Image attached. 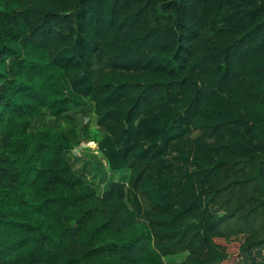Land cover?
<instances>
[{
    "label": "trees",
    "instance_id": "obj_1",
    "mask_svg": "<svg viewBox=\"0 0 264 264\" xmlns=\"http://www.w3.org/2000/svg\"><path fill=\"white\" fill-rule=\"evenodd\" d=\"M218 240L264 264V0H0V264H220Z\"/></svg>",
    "mask_w": 264,
    "mask_h": 264
},
{
    "label": "rangeland",
    "instance_id": "obj_2",
    "mask_svg": "<svg viewBox=\"0 0 264 264\" xmlns=\"http://www.w3.org/2000/svg\"><path fill=\"white\" fill-rule=\"evenodd\" d=\"M79 148L82 149L79 150L77 148L73 153H68L67 159L72 163L77 173L94 184L100 192H105L108 180H104L103 175L97 172L94 167L96 160L101 158V153L98 152L97 143L93 146L92 143L82 142ZM108 175L111 177L112 174L108 172ZM118 178L119 175L116 176V179ZM217 242L224 247L223 254H216V259L220 264H251L250 259H247L240 254L239 240H218ZM184 259L185 255H180L176 257H168L165 262L166 264H183Z\"/></svg>",
    "mask_w": 264,
    "mask_h": 264
},
{
    "label": "water",
    "instance_id": "obj_3",
    "mask_svg": "<svg viewBox=\"0 0 264 264\" xmlns=\"http://www.w3.org/2000/svg\"><path fill=\"white\" fill-rule=\"evenodd\" d=\"M78 149L81 150L82 148H78ZM76 152H77V151H76ZM76 152H75V153H76Z\"/></svg>",
    "mask_w": 264,
    "mask_h": 264
}]
</instances>
